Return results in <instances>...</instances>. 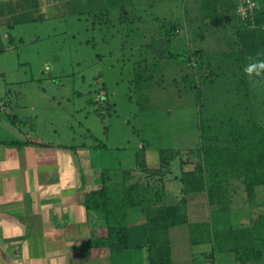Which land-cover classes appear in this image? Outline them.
Segmentation results:
<instances>
[{"label":"rangeland","instance_id":"obj_1","mask_svg":"<svg viewBox=\"0 0 264 264\" xmlns=\"http://www.w3.org/2000/svg\"><path fill=\"white\" fill-rule=\"evenodd\" d=\"M69 1L57 0L71 7L66 9L45 4L42 21L0 28V47H5L0 51V140L10 146L30 138L52 145L86 146L98 186L103 170H108V184L113 185L122 168L134 169L136 151L146 140L151 146L147 150L150 168L160 166L158 149L175 151L166 180L171 197L179 199L182 185L176 178L181 174V163L197 159L189 150L199 142V106L195 94L187 92L188 85L182 81L195 74L196 68L191 69L187 61L163 59L164 69L156 74L147 100L143 94L147 91H139L134 83V67L147 56L141 47L152 41L159 26L157 18L187 23L191 13L200 15L199 1L138 0L139 11L133 16L140 17L141 32L135 27L134 39L130 28L101 25L93 13L83 10L82 1L76 10ZM193 24L201 26L200 18ZM232 24L235 22L224 21L222 34L231 35ZM179 30L175 47L181 46L184 51L203 48L208 55L218 54L221 74L228 80L240 75L236 55L221 45V37L216 40L220 44L214 45L210 40L215 36L210 32L199 42L192 29L186 26ZM208 55L202 60L194 57L198 69L206 75L210 70ZM191 164L187 167H193ZM84 176H88L87 171ZM257 196V208L264 209L260 205L264 203V186L257 187ZM188 201L192 209L206 211L208 207L202 197L190 195ZM236 208L247 224L250 212H257L248 206L243 193ZM179 234L174 247L176 264H207L200 262V253L210 252V246L191 247ZM223 256L217 257L215 264H235L232 255L228 260Z\"/></svg>","mask_w":264,"mask_h":264},{"label":"trees","instance_id":"obj_2","mask_svg":"<svg viewBox=\"0 0 264 264\" xmlns=\"http://www.w3.org/2000/svg\"><path fill=\"white\" fill-rule=\"evenodd\" d=\"M81 1L83 10L93 13L101 25L130 28L133 39L135 27L141 32L140 17L133 16L139 11L138 0H75L76 9ZM197 1L200 15L191 13L187 23L155 17L159 26L152 41L142 42L141 50L147 56L134 67L136 88L147 91L143 94L148 100L156 74L164 69L163 59L187 61L191 69L195 66V74L182 81L199 106V142L189 150L197 159L182 161L176 178L182 196L176 200L167 189L169 161L175 154L170 148L158 149L160 166L150 168L147 150L151 146L143 140L135 154L134 169L122 168L113 185L108 184V170L102 171L100 187L85 194L84 206L89 219L99 222L91 248L99 250L109 264H174L170 231L183 225L189 228L192 245H211V251L201 256L202 263L215 264L217 256L230 254L237 264H264V209L257 208V187L264 186V74L253 80L244 73L250 56L259 54L264 59V0H257L259 9L248 20L237 15L238 0ZM34 13L21 14L11 26L45 18L37 6L35 18ZM199 18L201 26L192 27ZM224 21L235 22L230 36L220 31ZM186 26L199 42L208 32L215 36L210 40L214 45L220 44L221 37V45L236 55L240 75L228 80L221 74L218 54L208 55L203 48L184 51L178 44L181 50L175 47L179 29ZM206 55L210 56L207 75L194 60ZM189 163L193 167H187ZM241 193L251 210L257 209L250 212L248 227L237 221L236 202ZM195 194L207 196L209 216L204 221H190L188 196Z\"/></svg>","mask_w":264,"mask_h":264},{"label":"crops","instance_id":"obj_3","mask_svg":"<svg viewBox=\"0 0 264 264\" xmlns=\"http://www.w3.org/2000/svg\"><path fill=\"white\" fill-rule=\"evenodd\" d=\"M74 1L68 5H76ZM47 3L55 9L71 8L57 0H0V28H12L26 12L35 11V18L36 6L46 17ZM94 167L86 146L52 145L33 138L10 146L0 140V264H109L99 250L91 248L99 222L89 219L84 206L85 194L100 187ZM192 196L207 201L205 194ZM260 205L264 208V203ZM192 207L188 203L191 222L208 218L209 207L205 206L207 212ZM239 216L238 223L248 227L250 220L247 224ZM177 234L191 247L212 248L192 245L187 225L174 227L170 231L174 264ZM223 257L228 260L229 254Z\"/></svg>","mask_w":264,"mask_h":264},{"label":"built area","instance_id":"obj_4","mask_svg":"<svg viewBox=\"0 0 264 264\" xmlns=\"http://www.w3.org/2000/svg\"><path fill=\"white\" fill-rule=\"evenodd\" d=\"M257 9H259L257 0H238L237 12L243 20L253 19Z\"/></svg>","mask_w":264,"mask_h":264},{"label":"clouds","instance_id":"obj_5","mask_svg":"<svg viewBox=\"0 0 264 264\" xmlns=\"http://www.w3.org/2000/svg\"><path fill=\"white\" fill-rule=\"evenodd\" d=\"M249 63L244 67V73L249 77H259L264 74V59L259 57V54L255 57L248 58Z\"/></svg>","mask_w":264,"mask_h":264}]
</instances>
